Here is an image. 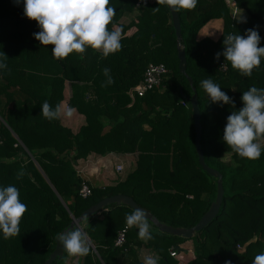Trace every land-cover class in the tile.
Segmentation results:
<instances>
[{"label":"trees","instance_id":"1","mask_svg":"<svg viewBox=\"0 0 264 264\" xmlns=\"http://www.w3.org/2000/svg\"><path fill=\"white\" fill-rule=\"evenodd\" d=\"M234 1L239 13L232 12L229 0H198L194 9L175 10L186 58L181 73L171 15L157 0L138 8L141 0H110L116 14L109 30L122 29L121 49L104 57L88 48L62 60L52 56L53 46H42L34 38L40 28L25 17L23 0L18 5L0 0V61L7 64L0 69V187L15 186L27 206L19 234L5 239L0 233V264H43L55 249L58 233L115 195L132 198L161 224L184 229L196 225L215 200L217 180L198 163L193 91L205 163L222 176L224 194L216 217L190 239L162 233L149 221L152 240L139 239L132 227L118 248V232L133 210L110 205L80 224L94 251L90 248L77 264H142L137 253L141 247L159 256L158 264H253L264 253V145L259 159L248 160L223 141L228 116L243 107V92L264 88V57L250 77L233 69L223 55L215 59L224 51L228 34L243 36L255 29L264 47V0ZM213 20L223 22L220 39H198ZM149 64H164L169 74L142 97L134 93L132 103L128 92L141 83ZM105 68L110 69L111 84ZM205 79L218 84L235 109L212 103L201 86ZM65 82L72 90L69 106L85 118L76 133L60 118L49 121L41 115L45 101L53 109L63 101ZM110 153H137L135 168L114 185L91 187L78 175L77 163L91 154ZM22 169L25 175L17 179ZM83 184L91 190L85 198L79 195ZM171 248L178 252L175 258L170 257ZM70 258L64 251L53 264H67Z\"/></svg>","mask_w":264,"mask_h":264},{"label":"clouds","instance_id":"2","mask_svg":"<svg viewBox=\"0 0 264 264\" xmlns=\"http://www.w3.org/2000/svg\"><path fill=\"white\" fill-rule=\"evenodd\" d=\"M14 2L18 5L20 0ZM157 2L178 11L194 9L198 0ZM23 4L25 17L35 21L40 28L38 33H34V38L42 46H53L52 56L57 60L65 59L72 53L83 54L88 48L100 52L104 57L121 49L122 29L114 27L109 30L116 14V9L109 6L110 0H23ZM154 11H159V8ZM260 39L255 29H249L243 36L228 34L223 40L224 51L218 52L215 59L219 60L223 55L233 69L250 77L264 57V47L259 46ZM6 68L7 64L0 61V69ZM109 73L110 69L105 68L107 84L114 82ZM201 86L212 103L231 104L235 109L233 100L211 79L203 80ZM241 99L243 107L239 111H232L227 118L223 141L239 157L256 160L261 156V142L264 141V88L252 86L243 92ZM41 109V115L49 121L61 116L59 105L53 109L45 101ZM74 111L69 109L66 115L70 117ZM24 175L22 169L17 179ZM19 197L20 193L15 186L0 187V233L5 239L19 234L20 221L27 211L26 204ZM126 227H136L138 238L143 241L153 239L151 225L142 209H135L126 216ZM56 238L62 250L70 257L87 256L90 252L88 234L79 226L58 233ZM159 260V256L150 254L143 257L142 264H158ZM253 264H264V253L258 254Z\"/></svg>","mask_w":264,"mask_h":264},{"label":"water","instance_id":"3","mask_svg":"<svg viewBox=\"0 0 264 264\" xmlns=\"http://www.w3.org/2000/svg\"><path fill=\"white\" fill-rule=\"evenodd\" d=\"M167 7H168V10H169L170 15H171L172 25H173V28L175 31V36L177 39V49H178L177 57L179 60L180 72L185 73L186 58H185V51L181 47L180 21H179L178 14L176 13V11L174 9L170 8L168 5H167ZM188 80L190 83L192 82V80L190 78H188ZM141 90H142V85H140V84L138 86L130 89L128 94L132 100V103L134 102L133 94L135 92H138ZM190 105H191L192 114H193V124H194V133H195L194 145H195V150H196V154L198 157V163L204 172H206L210 177L217 180L215 200L211 203L209 209L201 217V219L198 221V223L196 225H194L193 227L188 228V229L173 228L171 226L161 224L148 211L139 207L132 200V198H130L126 195H115L112 197L105 198V199L101 200L100 202H98L97 204H95V205L91 206L90 208H88L87 210H85L80 215V217L73 219L70 226L65 231L70 230L71 228H73L75 226L80 227V224L84 220L89 219L92 215H94L96 213H100L104 208H106L110 205H113V204L125 205V206L131 208L133 211L135 209H142L146 213L148 221H150V223L156 229H158L160 232L165 233V234H169V235H174L177 237H182L185 239H190L196 232H199L201 229L206 227L216 217V215L218 214V211L220 209L223 194H224V190H223V187L221 184L222 176L218 171L209 168L206 165L205 160H204V155H203V152H202L201 146H200V138H201V131H202L201 122H200V110H199V106H198L197 93L195 91H193V94L190 97ZM89 247L94 251V248H93L90 241H89ZM63 255H64V251L62 250L61 246L59 245V243L57 241L54 251L50 254L49 258L43 264H53L56 261H60L62 259ZM84 257L85 256H83V258H82L83 260H84Z\"/></svg>","mask_w":264,"mask_h":264},{"label":"crops","instance_id":"4","mask_svg":"<svg viewBox=\"0 0 264 264\" xmlns=\"http://www.w3.org/2000/svg\"><path fill=\"white\" fill-rule=\"evenodd\" d=\"M208 23L201 29V33L203 32V30L205 31L207 29ZM201 33H199L198 39L202 38L200 37ZM206 37L210 38V36L208 35ZM71 92L72 90H70V95ZM67 103L69 105V98L63 93V101L59 105L61 109L60 120L65 127L69 128L73 133H76L82 126L85 125V118L83 115L78 114L76 110L72 113L70 117L67 116L66 115L67 112L64 110V105ZM69 109H75V108L69 106ZM104 123L106 124L105 130H108L110 123L107 120L104 121ZM137 155H138L137 153H132V154L110 153L105 156H98L95 154H91L88 156L86 160H80L76 165V169L81 179L86 181L91 187L103 188L106 186L114 185L116 182L122 181L125 178V176L135 168ZM125 162L128 163L127 167ZM117 165H121L123 167V171L121 173L116 172L115 167ZM128 166H130L131 167L130 169L132 170H128ZM126 170L127 172L125 173ZM137 253H138V259L140 261H142L143 257L147 255L150 254L156 255L152 250L143 247L139 248L137 250ZM75 258L79 260V257H71L69 261ZM67 264L70 263L67 261Z\"/></svg>","mask_w":264,"mask_h":264},{"label":"built area","instance_id":"5","mask_svg":"<svg viewBox=\"0 0 264 264\" xmlns=\"http://www.w3.org/2000/svg\"><path fill=\"white\" fill-rule=\"evenodd\" d=\"M147 0H141V3L136 4V8L140 7V5H146ZM223 70L226 67H222ZM169 74L168 69L164 64H149L145 70L143 75V79L140 83L142 85V90L135 92L139 97H142L146 92L153 90L156 87H159L162 84L163 79L166 75ZM183 106H186L184 102L181 103ZM64 110L67 112L69 110L68 103L64 105ZM0 145H2V140L0 138ZM117 173H121L123 171V167L121 165H117L115 167ZM91 190L89 186L83 184L81 189L79 190V195L82 198L89 196ZM128 228L125 226L121 231L118 232L117 238L115 240V247H122L126 242V233ZM170 257L175 258L178 254L173 248L169 250Z\"/></svg>","mask_w":264,"mask_h":264},{"label":"rangeland","instance_id":"6","mask_svg":"<svg viewBox=\"0 0 264 264\" xmlns=\"http://www.w3.org/2000/svg\"><path fill=\"white\" fill-rule=\"evenodd\" d=\"M231 2V8H232V12L235 13V12H240L239 9H237L236 7V3L234 0H229ZM137 12H135L134 14H136ZM123 22H126V19L123 20ZM223 22L221 20H213V21H210L208 23V27L207 29L201 33V31L199 33L200 34V37H202L201 39H203L204 37H206L207 35L210 36V38L213 39V41H218L222 35V29H223ZM259 30L261 29V27L258 28ZM70 83L69 82H65V85H64V91L63 93L70 99L71 95H70ZM262 145H264V141L261 142ZM126 163V167L128 165L127 162ZM131 167L128 166V170H132L130 169ZM127 172V170L125 171V173ZM68 262L70 264H76V262L78 263V259L75 258V259H72V260H68Z\"/></svg>","mask_w":264,"mask_h":264}]
</instances>
